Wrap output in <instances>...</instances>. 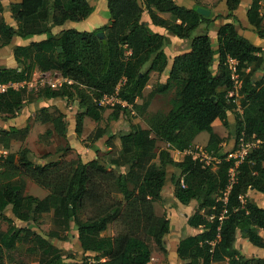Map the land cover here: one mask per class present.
I'll list each match as a JSON object with an SVG mask.
<instances>
[{"label": "trees", "instance_id": "1", "mask_svg": "<svg viewBox=\"0 0 264 264\" xmlns=\"http://www.w3.org/2000/svg\"><path fill=\"white\" fill-rule=\"evenodd\" d=\"M260 1L251 0L246 19L257 36L264 38ZM240 3L241 0H225V18L236 20L234 11ZM106 6V24L89 31L69 27L54 32L53 27L65 22L86 19L93 10L88 0H18L6 5L0 0V47L15 37L28 40L14 47L16 66L0 65V83L27 80L34 71L51 70L71 80L69 85L56 89L42 87L35 95L78 100L81 111L75 119L76 137L81 136L85 116L99 122L108 106L112 107L110 121L118 120L127 105L144 112L146 102L137 105L136 99L142 97L151 72L162 74L168 69L166 80L154 85L148 95L178 86L177 98L168 111L148 115L146 127L133 125L120 133L123 155H130L122 162L128 165L124 172L108 170L96 157L62 165L57 160L35 164L27 147L0 158V218L8 223L6 229L0 226V264H27L15 258L20 242H29L27 249L37 254L40 264H151L148 239L166 252L163 237L169 232L170 221L155 214L153 203L161 196L169 165L178 167L186 183L181 187V175H172L173 196L182 204L196 201L187 224L200 228L179 240L176 253L180 264L223 260L228 264H264L263 257H246L235 246L240 232L253 246L264 248V207L247 195L251 190L264 193V143L236 166L235 181L226 196L231 160H223L211 170L189 155L178 161L170 154V150L193 147L195 137L203 131L209 133L205 148L214 150L217 136L212 124L218 119L228 127V112L233 110L234 142L241 134L264 139L263 49L240 34L233 21L218 26L213 46L208 33L213 19L211 14L197 12L198 5L187 8L175 0H106ZM5 12H9L14 24L7 21ZM143 12L168 35L189 40L191 32L201 24L203 32L192 37L187 49L169 64L164 50L169 36L153 31L142 20ZM162 13H169L174 19L171 21ZM99 31L103 32L102 37L98 36ZM41 35L44 37L40 40H30ZM229 57L237 62V97L228 96L234 83L227 63ZM26 91L22 87L0 93V116H12L24 103L34 101L32 96H26ZM103 95H114L119 101L100 106L98 100ZM238 105L241 111L236 110ZM38 120L52 125L45 134L54 131L65 136L68 121L60 109L49 111L43 106ZM27 131V126L0 129V143L3 137L15 138ZM105 133V128L95 126L85 147L92 148ZM157 139L167 147L157 150ZM156 157L157 164L152 162ZM23 176L47 189V194L43 198L24 194ZM86 207H90V212L83 218ZM6 209L25 223L36 222L43 213L52 212L54 227L48 234L56 239L68 238L59 230L66 231L73 223L82 257H65L35 230L12 224L5 215ZM116 221L122 228L106 234L109 225Z\"/></svg>", "mask_w": 264, "mask_h": 264}, {"label": "rangeland", "instance_id": "2", "mask_svg": "<svg viewBox=\"0 0 264 264\" xmlns=\"http://www.w3.org/2000/svg\"><path fill=\"white\" fill-rule=\"evenodd\" d=\"M3 4L11 3L16 0H1ZM18 1V0H17ZM92 5L93 10L91 14L84 20L78 22H67L60 27H53V31H57L61 28L73 27L77 30H92L103 24H106L109 21V12L106 6V0H88ZM179 5L191 8L194 5L202 6L210 10L209 15L213 19L210 24L209 36L213 46H216V30L217 25L222 22L223 14L226 13L225 0H175ZM251 0H241L240 5L238 6L237 14L241 19L246 18V10L250 4ZM260 11L264 14V0L260 1ZM222 13V14H221ZM146 17L148 16L147 13ZM4 16L8 22H14L9 18V12H5ZM164 17H167L169 20H173L174 17L169 13H164ZM143 18V17H142ZM226 19V18H225ZM178 21V20H176ZM231 21H233L231 19ZM245 21V20H244ZM235 22V20L233 21ZM247 23V22H245ZM237 25V24H236ZM153 26V25H152ZM204 24L199 25L195 30L191 32L190 38L182 39L175 36L168 35L167 32L161 29L163 34L169 36V42L164 45V50L167 55L174 56L185 51L188 47L189 41L192 37L201 34L203 32ZM241 26H237L239 29ZM250 27V25H249ZM156 28V27H155ZM242 29V28H241ZM246 28H243L244 30ZM249 40L256 45H259L264 51V38L260 39L257 42L253 40L256 37L249 32ZM40 37H44L41 35ZM16 38V37H15ZM14 38V40H15ZM13 40V41H14ZM14 42H10L6 48L0 49V63L4 61L11 63L12 66H16L15 59L12 60L11 57L14 50ZM217 58V56H215ZM6 59V60H5ZM216 60L212 66V71L215 69ZM7 65V64H6ZM50 77L54 80H60L61 75L58 71L51 70ZM38 71H34L32 74V79L38 75ZM165 72L158 74L156 72H151L147 85L143 90V95L141 98L136 99L137 105H141L143 102H146L147 106L144 112H139L137 108L132 105H127V108L120 118L115 121H110L108 115L112 110L111 106L105 108L102 113V119L99 122H95L90 117L85 116L83 119L82 132L80 137L75 135V119L76 115L81 111L78 106V100L67 97H56V98H44L36 97L35 91H26V96H32L35 100L30 103H24L22 109L14 113V115H5L0 116V129L9 128L8 124H14L17 127L23 129L27 126L28 131L26 135L20 133L15 138H6L3 137V143H0V149L6 148L9 152L17 153L20 147H27L29 149V157L35 164H43L49 160H57L61 165L67 163L68 161H75L81 159L82 161H89L93 158H98L100 162L104 163L107 169L114 170L117 172H124L127 170L128 165L122 164L125 159H128L129 154L123 155L120 133L126 132L133 125H138L141 127H146V117L156 111L166 112L174 104V101L177 98L178 86H172L167 92L156 93L152 97L148 95V92L151 88L159 82H164ZM71 81L62 82L63 85H69ZM141 103V104H140ZM45 106L49 111H53L55 108L62 109L65 112L68 125L65 136H60L56 132H52L50 135L45 134L46 129L51 128L50 123H41L38 120L39 109ZM235 113L228 112V119L230 125L228 127L224 126L220 120H215L212 124L213 131L216 133L217 141L214 144V150L225 151L232 147L234 140L232 139L233 127L235 121ZM4 118H7V120ZM101 126L105 128V134L93 143V147H85L89 141V135L92 133L95 126ZM24 136V137H23ZM111 138H110V137ZM24 139H21V138ZM209 137L208 132H200L195 137L192 146H202L205 147ZM110 138V139H109ZM5 144L7 147H4ZM167 144L159 139L156 140V149L165 148ZM172 157L178 161L183 159V154H177L173 150H170ZM112 161H115L113 163ZM153 163L157 164V157L153 159ZM180 177L181 172L176 166H167L166 167V178L165 183L161 191V196L158 200L153 203V209L155 214L165 216L170 221V229L167 234L163 237L164 248L166 252L161 251L156 243L152 239H148V243L151 248V264H180L176 248L180 239L197 233L200 228L191 227L187 224V218L193 213L196 206V201L192 200L188 204H182L178 202L173 196V183L171 181V176ZM25 181L24 194H31L39 198H43L47 194V189L39 186L34 183L30 177L23 176ZM90 212V207H86L84 213L81 214V217L85 218L86 215ZM5 215L10 217L12 224L16 226H27L35 230L38 234L43 236L47 241L54 244L58 247L61 253L65 257H74L75 259H80L82 257L83 251L80 247L79 240L76 237V226L71 223L70 227L66 231H60V235H67L66 239H56L52 236H49L48 232L54 227L52 221V212L43 213L42 216L36 222L25 223L17 219L13 213L9 210H5ZM7 221L0 218V226L2 229H6ZM122 228L120 222L116 221L111 223L108 229L105 231L106 234H114L116 231ZM264 236V231L262 232ZM239 248V243L243 242L245 247L242 253L246 257H259V255L254 251L252 244L246 242L244 236L239 232L237 234ZM243 239V240H242ZM29 242H20L18 244V249L16 250L15 258L22 259L27 264H40L38 256L35 253H32L27 249ZM248 245V246H247ZM251 245V246H250ZM236 246V247H237ZM239 250V249H238ZM212 264H228L227 260L216 261Z\"/></svg>", "mask_w": 264, "mask_h": 264}, {"label": "built area", "instance_id": "3", "mask_svg": "<svg viewBox=\"0 0 264 264\" xmlns=\"http://www.w3.org/2000/svg\"><path fill=\"white\" fill-rule=\"evenodd\" d=\"M228 68L230 70L231 79L233 80V87L228 91V96L237 97V90L240 86V81L238 74L236 72V60L233 58L227 59ZM50 71L39 72L38 75L32 79H25L22 81H9L7 83H0V93L5 92L7 89L12 88L17 90L19 88L25 87L28 91H38L42 87H50L56 89L62 85V82L71 81L67 78L61 76V79L54 80L50 77ZM119 101L114 95H103L99 100L98 104L100 106L113 104L114 102ZM237 101V100H236ZM123 105H126V102L121 101ZM236 109H240L238 105ZM264 139L256 138L254 135L251 137H246L244 134H241L237 140L233 143L232 147L225 151L220 150H207L202 146H193L191 148H186L184 150H174L177 154L189 155L193 160H197L201 163L202 167H209L211 170H214L218 165L223 161L227 160L232 162V166L228 170L229 183L226 188V192L229 190L231 184L235 181L236 166L240 164L247 155L254 149L258 148ZM8 151L5 148L0 149V158H3L7 155ZM181 187H185L186 183L184 181L183 175L179 179Z\"/></svg>", "mask_w": 264, "mask_h": 264}, {"label": "crops", "instance_id": "4", "mask_svg": "<svg viewBox=\"0 0 264 264\" xmlns=\"http://www.w3.org/2000/svg\"><path fill=\"white\" fill-rule=\"evenodd\" d=\"M17 1V0H16ZM237 10L238 9H236L235 11H234V14H235V16H236V20H235V22H234V25H235V27H236V29H237V31L240 33V34H242L243 36H245L246 38H248V39H250L249 38V34L248 33H246V32H249L250 34H253L255 37H256V33L252 30V28H251V26L249 27V23L247 22V19L246 18H243V19H241L240 18V16L237 14ZM146 12H143V14H142V20L143 21H146L147 23H148V25L150 26V28L153 30V31H156V32H159V33H162L161 32V29L163 30L164 28L163 27H161V26H157V25H153L152 23H151V21H150V19H149V17L147 16L146 17V14H145ZM166 14V13H165ZM222 14V13H221ZM226 14H227V10H226V13L225 14H223L224 15V17H222L223 19H222V22H220V24H222L223 22H225V21H231V19L232 18H226L225 19V16H226ZM148 15V14H147ZM162 16H164V13H162L161 14ZM233 20V19H232ZM245 20V21H244ZM234 21V20H233ZM245 22H247V23H245ZM10 23H12V22H10ZM67 22H65V24H66ZM68 24V23H67ZM219 24V25H220ZM237 24V25H236ZM153 25V26H152ZM219 25H217V27L219 26ZM237 26H241L239 29L237 28ZM56 27H60V26H56ZM156 27V28H155ZM243 28H246V29H244V30H242ZM54 29V28H53ZM60 29H58L57 31H55V32H58ZM165 30V29H164ZM166 31V30H165ZM163 34V33H162ZM167 35V34H166ZM43 37H40V36H34L33 38H31L30 40H40V39H42ZM260 39H262V38H259L258 36L256 37V39H254L253 41L254 42H257V41H259ZM14 40V38L12 39V41H11V43L12 42H14L15 41V43H14V45L15 46H17V45H24V44H26L27 42H28V40H23L22 38H19V37H16L15 38V40ZM6 46H8V45H6ZM6 46H3V47H0V49H3V48H6ZM14 46V47H15ZM259 46V45H258ZM165 49V48H164ZM175 56V55H174ZM174 56H169L168 55V58H169V64L171 63V59L174 57ZM11 59L12 60H14V56L12 55V57H11ZM6 60V59H5ZM7 64V65H6ZM0 65L1 66H5V67H12V64L11 63H8V62H6V61H4V63L2 64V63H0ZM167 72H168V69H166V71H165V76H164V78L166 79V77H167ZM22 107H24V106H22ZM22 109V108H21ZM62 112H64L62 109H60ZM237 111H241V109H236ZM65 113V112H64ZM7 120V118H4V120ZM11 126H16V125H14V124H8V126L7 127H11ZM17 127V126H16ZM6 129V128H5ZM8 129V128H7ZM232 138H233V135H232ZM174 151V150H173ZM175 153H176V151H174ZM176 160V159H175ZM254 202H256V204L257 205H259V206H261V207H264V193H259V192H255V191H253V190H251L250 192H248V194H247ZM239 233V232H238ZM237 233V234H238ZM238 237L236 236V241H235V246H237V243H238ZM243 240V239H242ZM246 242H248V245H249V241L247 240V239H244ZM243 242L244 241H242L241 243H239L240 245H239V248H238V246L236 247L237 249H239L238 251H239V253H241V254H243L244 255V253H242L244 250H242L244 247H245V245H243ZM251 244V243H250ZM247 245V246H248ZM251 246V245H250ZM252 247L254 248V251L259 255V257H263L264 258V248H261V247H257V246H253L252 245Z\"/></svg>", "mask_w": 264, "mask_h": 264}, {"label": "water", "instance_id": "5", "mask_svg": "<svg viewBox=\"0 0 264 264\" xmlns=\"http://www.w3.org/2000/svg\"><path fill=\"white\" fill-rule=\"evenodd\" d=\"M196 11L199 12L200 14H202V15H205V16H208L209 13H210L209 9H206V8H204L202 6H197L196 7ZM97 34H98L99 37H102L103 32L99 31V32H97Z\"/></svg>", "mask_w": 264, "mask_h": 264}]
</instances>
